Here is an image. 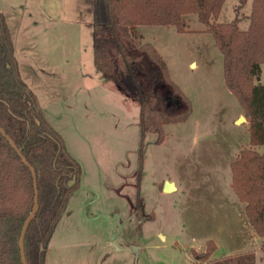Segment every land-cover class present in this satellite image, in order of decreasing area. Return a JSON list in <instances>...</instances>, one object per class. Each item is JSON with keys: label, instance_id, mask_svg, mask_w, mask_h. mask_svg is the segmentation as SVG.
<instances>
[{"label": "rangeland", "instance_id": "374dc122", "mask_svg": "<svg viewBox=\"0 0 264 264\" xmlns=\"http://www.w3.org/2000/svg\"><path fill=\"white\" fill-rule=\"evenodd\" d=\"M239 3L225 0L219 22L232 21ZM92 9V0H0L20 78L80 166L83 188L70 195L44 264H204L245 251L264 264V237L230 186L250 134L213 36L194 14L185 32L137 26L191 105L184 121L164 126L161 143L145 135L140 165L139 103L94 67ZM165 181L175 183L170 191ZM137 189L143 212L132 207Z\"/></svg>", "mask_w": 264, "mask_h": 264}, {"label": "trees", "instance_id": "16d2710c", "mask_svg": "<svg viewBox=\"0 0 264 264\" xmlns=\"http://www.w3.org/2000/svg\"><path fill=\"white\" fill-rule=\"evenodd\" d=\"M225 0H92V57L94 67L139 103V153L147 133L164 140V126L184 121L191 113L189 99L170 79L165 61L156 48L143 40L137 26L189 28L196 16L222 55L227 88L236 97L248 121L249 147L230 164L231 188L245 204V214L256 233L264 237V0H252L249 26L241 30L240 0L235 17L218 22ZM259 77V78H258ZM0 127L34 168L38 210L24 235L27 264H44L47 243L78 187L80 166L69 154L62 136L38 107L35 95L20 78L14 46L5 17L0 12ZM263 147L259 152L256 148ZM76 181L69 186V181ZM139 180V176H137ZM139 188V185H137ZM34 198L32 175L0 133V264H22L18 239ZM136 200L139 201V189ZM212 249L204 251L207 259ZM231 257L214 264L246 258ZM204 259V260H205ZM241 259V260H240ZM253 262V255L249 264Z\"/></svg>", "mask_w": 264, "mask_h": 264}, {"label": "water", "instance_id": "95a60500", "mask_svg": "<svg viewBox=\"0 0 264 264\" xmlns=\"http://www.w3.org/2000/svg\"><path fill=\"white\" fill-rule=\"evenodd\" d=\"M259 78V77H258ZM239 120H246L244 118V116H240ZM238 122V121H237ZM0 133L6 138V140L9 142V144L12 146V148L16 151V153L19 155V157L21 158L22 162L28 166L30 173L32 175V181H33V188H34V198H33V205L31 208V211L29 213V215L26 217V219L23 222L21 231H20V235H19V239H18V246H19V251H20V260L22 264H27L26 262V258H25V254H24V235L27 229L28 224L30 223V221L34 218L37 210H38V190H37V182H36V174L34 171V168L27 162V160L25 159V157L20 153L19 149L16 147V145L13 143V141L11 140V138L9 136H7L4 131L2 130V128L0 127ZM70 154V153H69ZM72 156V155H71ZM73 157V156H72ZM74 158V157H73ZM75 159V158H74ZM76 160V159H75ZM75 182V178H73V180H71L68 185L71 186L73 185ZM173 187V182L170 181H165L164 185H163V189L165 191H170ZM83 188L82 186V181L80 179V184H79V188L77 190L74 191V193H78L81 189ZM107 220H110L109 217H105ZM115 220L119 221V217H115ZM132 250H135V248H133Z\"/></svg>", "mask_w": 264, "mask_h": 264}, {"label": "crops", "instance_id": "0c3cea01", "mask_svg": "<svg viewBox=\"0 0 264 264\" xmlns=\"http://www.w3.org/2000/svg\"><path fill=\"white\" fill-rule=\"evenodd\" d=\"M248 2H247V0H245V5L247 4ZM247 6V5H246ZM251 6H252V0H251ZM248 7V6H247ZM251 12V11H250ZM220 14H221V12H220ZM220 14H219V16H218V19H217V21L219 22V17H220ZM250 13H243V15L245 16V19H241L239 22H238V26H239V28L241 29V30H246L247 28H248V26H249V21H248V18H247V16L249 15ZM189 25V24H188ZM241 26L243 27V28H241ZM189 27V26H188ZM205 29V28H204ZM187 31H189V28L187 29ZM12 39V38H11ZM192 64H194L195 65V63L194 62H191V66H192ZM103 81V80H102ZM101 81V82H102ZM262 150H263V147H262ZM261 150V151H262ZM175 183L173 182V185H174ZM245 207V204L243 203V208ZM244 213H245V209H244ZM246 215V214H245ZM263 240H264V238H263ZM246 252V251H245ZM239 252V253H235V254H232V255H225V257H223V256H219V257H221V259H219V260H225V259H227V258H231V257H234V258H237V257H240V258H242L244 255H248V254H251V255H253V257H254V253H249V252ZM212 258H219V257H215V256H213V254H212V256H211ZM217 260V261H216ZM216 260H212V261H210V262H205L204 264H214V263H216V262H218V259H216Z\"/></svg>", "mask_w": 264, "mask_h": 264}, {"label": "flooded vegetation", "instance_id": "af4514ba", "mask_svg": "<svg viewBox=\"0 0 264 264\" xmlns=\"http://www.w3.org/2000/svg\"><path fill=\"white\" fill-rule=\"evenodd\" d=\"M80 176L81 175H79V180H78V182H79V184H80ZM73 178H75V181H76V176H73ZM73 178H72V180H73ZM70 182V181H69ZM75 183V182H74ZM79 184H78V187H77V189L79 188ZM76 189V190H77ZM75 191V190H74ZM74 191H73V193H74ZM132 207H133V210L135 211L136 210V208L138 207L139 208V210L141 209V212H143V205H142V201L141 200H139V201H136V204H134V203H132ZM135 216V215H134ZM106 258V257H105ZM105 259H102L101 260V262L102 261H104Z\"/></svg>", "mask_w": 264, "mask_h": 264}]
</instances>
